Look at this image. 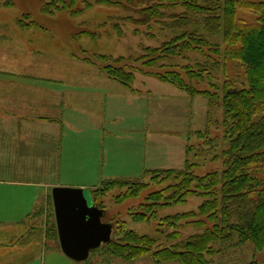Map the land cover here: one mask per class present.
Returning <instances> with one entry per match:
<instances>
[{"label":"rangeland","instance_id":"obj_1","mask_svg":"<svg viewBox=\"0 0 264 264\" xmlns=\"http://www.w3.org/2000/svg\"><path fill=\"white\" fill-rule=\"evenodd\" d=\"M48 1L0 0V47L8 45L11 40L17 49L23 51L24 56L28 58L26 61H31L30 58L38 59L45 64L44 68L49 73L64 74L70 81L105 79L107 76L100 71L102 64L96 57L101 55L113 59H136L144 54L146 48L159 47L182 29H171L169 25L172 21L169 17L162 22L153 21L147 25L134 23V20L139 18L138 10L143 5L139 3L111 6L98 4L97 0H78L74 8L78 11L75 15L67 12L46 15L41 12V8ZM86 3L90 4L89 8L85 7ZM179 11L171 9L166 15ZM25 15L30 18L27 19ZM239 15L247 19L252 18L243 11H240ZM21 19L25 23L28 20L36 23V27L28 28L23 21L19 22ZM82 31L86 33L79 36ZM18 52V55H21L20 51ZM31 54H34V57H31ZM187 58L189 59L186 62L190 64L205 60L204 56L197 53H189ZM173 62L186 65L182 59L165 60L166 65ZM131 64L127 69L134 74L132 86L125 88L116 81L113 82L114 95L120 94L124 97L121 98L123 100L114 101V112L121 116V123H115L114 135L95 145L99 161L102 157L104 159V165L98 166L100 175L92 182L82 181L75 175H58L51 181L53 187L49 188V194L53 188L83 189L89 204H93L91 189L99 187L105 181L142 183L144 188L137 196L123 197L129 188L114 187L98 199V204L104 210L102 222L112 226L111 241L117 242V239H120V236H114V231L124 223L123 231H131L137 236L146 235L155 242L151 251L127 263L105 253L102 245L91 253L87 261L73 262L60 251L54 229L50 226L51 217L48 216L45 225L48 246L44 256L35 254L37 249L33 248V253L25 258L17 253L18 245L6 246L0 250V259L1 256L4 258L5 252L9 253L13 249L11 254L6 255L12 262L2 264H155L152 258L154 252L203 233L204 228L199 229L189 224L202 217L186 218L187 215H197L204 200L200 197L190 195L184 203L159 207L155 216L145 222L135 220V215L141 214L140 207L147 204L150 194L172 183L171 180L155 182L149 172L181 171L187 159L195 164L193 174L199 177L222 170V161L213 158L219 156L220 150L226 147L225 141L222 140V128L219 126L222 111L219 107L211 106L206 97L191 96L154 76L144 74L142 71L145 69H142L141 64ZM167 69L169 68L159 71L164 72ZM226 69V77L233 80L236 87H241L245 82L243 68L228 62ZM215 77L216 84L222 82L225 77L222 68L215 72ZM204 87V84H198V88ZM137 115H140V120H136ZM133 127L136 132L132 130ZM206 127H209V137L215 142V150L207 147L205 141L197 137L196 133L204 131ZM187 148H191L189 153ZM177 216L182 218L176 224L178 236L174 240L168 239L167 236L173 229L163 221L167 217ZM37 234H41V230L36 229V234L31 235L35 244ZM218 247L221 251L210 259L211 264H264V249L255 251L250 244ZM32 256L35 262L29 260Z\"/></svg>","mask_w":264,"mask_h":264},{"label":"trees","instance_id":"obj_2","mask_svg":"<svg viewBox=\"0 0 264 264\" xmlns=\"http://www.w3.org/2000/svg\"><path fill=\"white\" fill-rule=\"evenodd\" d=\"M77 1L49 0L42 6L41 12L46 15L56 12L75 15L78 12L74 9ZM96 3L111 6L143 4L138 10L139 18L134 23L147 25L169 17L171 29L182 28L159 47L146 48L139 58L96 57L102 64L101 72L123 87L130 88L134 74L127 68L131 63L141 64L142 69H145L142 71L144 74L154 76L191 96L206 97L211 106L219 107L222 111L219 126L226 147L220 150L219 156L213 157L222 161L221 171L196 176L193 174L195 164L187 159L181 171L149 172L155 182L171 180L172 183L150 194L147 204L140 207L141 214L135 215V220L148 221L155 216L159 207L184 203L190 195L204 199L198 208V216H186L192 219L202 217L189 224L204 228L203 233L154 252L152 258L155 264H211L210 259L221 251L218 246L223 245L239 247L250 244L255 251L263 250L264 0H97ZM85 7L89 8L90 4L86 3ZM171 9L180 11L166 15ZM240 11L252 18L240 17ZM25 16L30 18L29 15ZM35 24L28 20L24 25L31 28L36 27ZM85 33L82 31L78 35ZM189 53L204 56L205 60L190 64L186 62ZM176 58L184 60L186 65L175 62L165 64V60ZM228 62L243 68L245 82L241 87H236L233 80L226 77ZM164 68L169 69L159 71ZM220 68L225 77L216 84L215 72ZM198 84L206 87L200 89ZM196 134L205 141L207 147L215 148L214 140L209 137V127ZM190 151L191 148H187V152ZM125 186L129 189L123 197L127 198L137 196L144 188L142 183L128 181L102 183L91 191L94 205L103 210L98 199L107 190ZM180 219L179 216L164 219L163 223L173 229L168 239L177 238L176 224ZM123 224L114 231L115 237L120 236L117 239L119 242L110 240L102 247L112 258L129 263L149 253L155 242L146 235L137 236L131 231H123ZM206 224L208 227H205ZM53 232L56 236L55 229Z\"/></svg>","mask_w":264,"mask_h":264},{"label":"crops","instance_id":"obj_3","mask_svg":"<svg viewBox=\"0 0 264 264\" xmlns=\"http://www.w3.org/2000/svg\"><path fill=\"white\" fill-rule=\"evenodd\" d=\"M26 58L11 40L0 47V237L5 238L0 250L18 245L17 253L25 258L33 248L44 256L48 216L60 249L51 181L58 175L97 179L104 159L99 161L95 145L114 135L115 123H121L114 101L124 99L114 95V81L106 76L70 81L49 73L40 60ZM111 181L119 180L105 183ZM36 229L41 234L35 244L31 235ZM12 251L1 256L0 264L12 262L6 257ZM29 260L36 261L34 256Z\"/></svg>","mask_w":264,"mask_h":264},{"label":"water","instance_id":"obj_4","mask_svg":"<svg viewBox=\"0 0 264 264\" xmlns=\"http://www.w3.org/2000/svg\"><path fill=\"white\" fill-rule=\"evenodd\" d=\"M52 201L60 250L76 263L111 240L112 226L103 223L104 210L89 204L83 189L55 188Z\"/></svg>","mask_w":264,"mask_h":264}]
</instances>
